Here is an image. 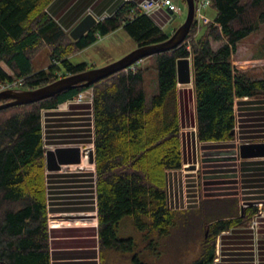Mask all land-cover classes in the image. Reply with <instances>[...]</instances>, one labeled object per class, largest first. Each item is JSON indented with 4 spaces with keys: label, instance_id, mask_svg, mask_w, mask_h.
I'll list each match as a JSON object with an SVG mask.
<instances>
[{
    "label": "trees",
    "instance_id": "16d2710c",
    "mask_svg": "<svg viewBox=\"0 0 264 264\" xmlns=\"http://www.w3.org/2000/svg\"><path fill=\"white\" fill-rule=\"evenodd\" d=\"M51 1L0 0V62L13 71L8 75L0 65V82L24 78L22 88L34 89L88 70L93 65L75 63L71 57L120 28L137 46L163 42L173 34L127 0L115 14L73 39L48 12ZM210 2L215 12L211 21L195 18L187 38L172 50L149 56L150 64L139 62L92 85L0 110V264H52L42 113L86 89H93L102 261L103 252L111 250L130 256L133 264H145L138 256L140 241L117 234L125 217H131L151 249L156 248L155 237L168 236L178 225V216L186 212L167 202V174L183 164L178 59L192 60L196 134L202 142L234 140L235 99L264 96V79H249L233 67L239 43L263 28L264 0ZM216 42L220 45L214 48ZM44 47L51 51V65L36 71L34 60ZM152 67L159 88L148 102L146 72ZM254 211L248 206L241 216L208 222L198 255L185 264H213L216 238L245 226Z\"/></svg>",
    "mask_w": 264,
    "mask_h": 264
},
{
    "label": "crops",
    "instance_id": "0c3cea01",
    "mask_svg": "<svg viewBox=\"0 0 264 264\" xmlns=\"http://www.w3.org/2000/svg\"><path fill=\"white\" fill-rule=\"evenodd\" d=\"M125 1L127 0H52L46 8L55 21L71 31L88 13L96 17H108L115 14ZM214 14L215 12L208 16L213 18ZM150 15L162 28L176 18L172 19L167 8H161ZM123 30L124 28L115 30L109 36L115 35L117 39H121L119 33ZM262 31L243 39L233 52V67L249 79H264ZM120 42L122 41L118 40L116 44H121ZM96 43L81 52L91 49ZM219 45V42L213 43L214 48ZM115 55L111 54L109 58ZM251 58L259 60L260 65L236 66L238 63L243 65V61ZM0 63L8 75L13 74L6 63ZM142 63L147 65L149 61L144 59ZM193 85L194 82L178 83L183 164L181 168L172 169L167 174V202L171 208L185 210L186 213L197 209L206 211L200 225V230L206 235L205 225L211 220L241 216L244 214V204L264 200V157H242L240 154V144L264 141V96H242L235 99L234 140L202 142L196 134ZM93 111L91 101L77 103L66 99L56 107L45 108L42 113L45 152L65 147H79L81 150L79 164H63L59 169L46 167L44 152L46 206L48 219L52 221L48 232L52 264H101ZM91 152L94 161L90 157ZM259 220L257 242L247 226L223 231L219 235L221 253L217 260L216 256L213 264H264V214Z\"/></svg>",
    "mask_w": 264,
    "mask_h": 264
},
{
    "label": "rangeland",
    "instance_id": "374dc122",
    "mask_svg": "<svg viewBox=\"0 0 264 264\" xmlns=\"http://www.w3.org/2000/svg\"><path fill=\"white\" fill-rule=\"evenodd\" d=\"M176 3L180 5L182 8L184 14L177 16L175 19L172 20V22H169V24L163 28L167 33H173L175 28H179V26L184 22L187 14V4L183 2V0H176ZM204 13L207 15L212 16L214 13V10L210 7L205 8ZM264 31V25L261 29ZM173 31V32H172ZM263 31L261 32L262 34ZM119 35L122 37L121 39H117L115 35L106 36L97 41V43L92 47L91 49L83 52H77L75 53V57H73L71 60L75 63L81 62V61H87L90 65H97L96 67H101L103 65H107L113 61L118 60L120 57L124 56L125 54L129 53L131 50L135 49L137 47V42L130 37V35L127 33V31H121ZM114 38V39H113ZM118 40H121V44L118 43ZM113 43V44H112ZM112 44V45H110ZM218 44V43H217ZM112 47V48H111ZM135 47V48H133ZM130 49V50H128ZM128 51V52H126ZM111 54H116L115 56L110 57ZM121 55V56H119ZM51 51L49 48L44 47V49L36 56L34 60V67L36 70L49 68L51 65ZM150 62L153 61V57L147 58ZM245 60V59H244ZM236 62L237 60L234 59ZM140 61V64H144ZM260 61L256 59H246L243 61V65L239 64L236 65L237 67H256L258 64L260 65ZM4 67H6L4 65ZM7 68V67H6ZM155 67H152L150 69H147L146 72V97L148 102L151 101L153 95L158 93L159 88V80H158V72L154 69ZM191 94V93H190ZM189 94V95H190ZM192 95H190V98ZM76 168V167H72ZM248 204V203H246ZM258 204V205H257ZM248 206H252L255 209L254 215H252L251 219L245 224L247 226L254 238V240L257 242L259 236V228H260V220L257 224L256 229V235L253 231L252 224L254 220L255 214L259 213L260 211L264 214V200L254 202L252 205L245 206V209L243 211H246ZM182 211V210H181ZM186 212L185 210H183ZM206 211L197 209L191 212L187 213H181L179 218V223L177 226H175L171 233L166 237H155L153 240H157L156 248L151 249L148 245L147 240L142 238V233H140L135 227L133 226L131 217H125L117 229L118 236L125 238V237H134L137 240L140 241L139 246V254L138 256L140 259L145 262V264H185L188 261L192 260L195 256L198 255V252L201 248V244L203 242V239L206 235H203L202 231L200 230L202 218ZM263 216V215H262ZM49 218V216H48ZM49 222V228L52 224V221L48 219ZM220 236H218L216 239V260L219 257V254L221 253L220 249ZM142 239V240H141ZM100 255H101V249L99 246ZM103 261L101 259V264H133L130 256L124 255L121 253H117L111 250H105L103 252Z\"/></svg>",
    "mask_w": 264,
    "mask_h": 264
},
{
    "label": "water",
    "instance_id": "95a60500",
    "mask_svg": "<svg viewBox=\"0 0 264 264\" xmlns=\"http://www.w3.org/2000/svg\"><path fill=\"white\" fill-rule=\"evenodd\" d=\"M196 0H186L187 14L184 22L176 28L173 34L165 41L150 45L138 46L118 60L113 61L101 67H93L88 70L69 74L54 80L46 85L34 89H10L0 92V110L15 105L30 104L53 97L63 91L78 86H89L102 79L128 69V67L139 63L141 60L154 56V54L169 51L179 46L190 33V28L195 20ZM97 17L88 13L81 21L70 31L73 39H79L92 29L98 22ZM192 60L180 58L177 62L178 83L190 84L193 81ZM233 130V134H235ZM79 147L57 148L55 151L47 150L46 163L48 169H59L63 164H76L81 162V152ZM240 154L242 157H264V141L262 142H244L240 144ZM90 157L93 159L91 152ZM252 205V204H248Z\"/></svg>",
    "mask_w": 264,
    "mask_h": 264
},
{
    "label": "built area",
    "instance_id": "2783aa9c",
    "mask_svg": "<svg viewBox=\"0 0 264 264\" xmlns=\"http://www.w3.org/2000/svg\"><path fill=\"white\" fill-rule=\"evenodd\" d=\"M136 8L143 13L152 14L153 12L161 9L167 8L171 12L172 19L183 14V10L176 0H142L136 1ZM211 4L210 0H198L196 4V14L195 18H197L199 23H207L211 21V18L204 13L205 8H207ZM107 16L97 17L96 19H103ZM102 38L99 36V39ZM24 84V78H13L11 80H6L4 82H0V92L10 89H24L22 88ZM93 89H86L80 91L77 95L73 98L69 99L72 102H84V101H91L93 102ZM248 204H244L247 206ZM258 205V204H257ZM263 215V212L260 211L259 213L255 214L254 222L252 224L253 231L256 235L257 224L259 223L260 217Z\"/></svg>",
    "mask_w": 264,
    "mask_h": 264
}]
</instances>
